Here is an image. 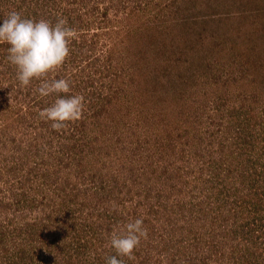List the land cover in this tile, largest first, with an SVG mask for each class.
<instances>
[{
	"label": "rangeland",
	"instance_id": "374dc122",
	"mask_svg": "<svg viewBox=\"0 0 264 264\" xmlns=\"http://www.w3.org/2000/svg\"><path fill=\"white\" fill-rule=\"evenodd\" d=\"M232 4L0 0V22L74 31L26 87L0 43V264H106L138 218L123 264H264V0ZM73 95L81 118L53 130L39 113Z\"/></svg>",
	"mask_w": 264,
	"mask_h": 264
},
{
	"label": "clouds",
	"instance_id": "9594fccd",
	"mask_svg": "<svg viewBox=\"0 0 264 264\" xmlns=\"http://www.w3.org/2000/svg\"><path fill=\"white\" fill-rule=\"evenodd\" d=\"M66 21L59 19L55 26L48 21L22 18L20 13L11 12L0 22V43H7L8 61L16 68V76L22 87L29 86L33 79H41L49 72L59 68L69 56V40L74 37V31L65 26ZM42 97L51 93H68L69 82L66 79H56L43 82L37 89ZM83 96L73 95L58 97L54 104L43 109L39 116L45 121H51L53 130L59 131L67 122L79 120L83 112ZM143 219L128 222L121 233H113L110 246L117 256L132 257L134 249L142 238L147 237ZM111 256L106 264H123L122 259Z\"/></svg>",
	"mask_w": 264,
	"mask_h": 264
},
{
	"label": "trees",
	"instance_id": "16d2710c",
	"mask_svg": "<svg viewBox=\"0 0 264 264\" xmlns=\"http://www.w3.org/2000/svg\"><path fill=\"white\" fill-rule=\"evenodd\" d=\"M233 4H235V0H233ZM232 4V5H233ZM258 9V8H257ZM260 13H261V11H260ZM263 15V14H262ZM261 14H259V16H262ZM263 19H264V15H263ZM208 20V19H207ZM207 20H206V22H207ZM242 22H244V21H242ZM262 22H264V21H262ZM261 22V23H262ZM259 30L260 31H262V30H264V24H263V27H261V28H259ZM257 32V31H256ZM252 36V35H251ZM249 41H250V43L252 42V44L254 43V41L252 40V37H250L249 38ZM251 50H254V47L251 45ZM250 49V48H249ZM170 80H172V79H170ZM177 81V80H176ZM159 88H161V87H159ZM156 89V88H155ZM157 90V89H156ZM146 91L148 92V91H150L149 89H146ZM146 91H144L143 92V94H147L146 93ZM159 92V91H158ZM147 101V100H146ZM139 115H140V117H142L143 118V120H144V122L145 123H147V124H149V123H151V120L152 119H154L153 118V116H152V114L150 113V111L149 110H140V112H139ZM204 183V182H203ZM181 208V207H180Z\"/></svg>",
	"mask_w": 264,
	"mask_h": 264
}]
</instances>
